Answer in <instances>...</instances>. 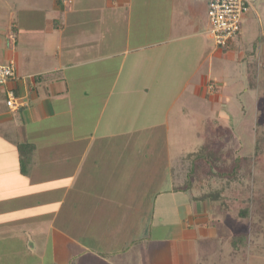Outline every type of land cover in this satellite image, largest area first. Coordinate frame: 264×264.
<instances>
[{"label":"crops","instance_id":"crops-1","mask_svg":"<svg viewBox=\"0 0 264 264\" xmlns=\"http://www.w3.org/2000/svg\"><path fill=\"white\" fill-rule=\"evenodd\" d=\"M208 8L209 0L0 1V63L17 65L0 85V235L15 244L0 264H156L147 253L167 236L181 264H207L195 247L215 237L207 233L216 206L188 186L184 165L206 127L185 97L209 98L222 81L216 59L234 61L249 89L264 90V0H251L224 47ZM9 89L25 102L18 110L7 105ZM25 143L34 147L27 172ZM158 219L172 222L164 239ZM30 225L37 239L22 236Z\"/></svg>","mask_w":264,"mask_h":264},{"label":"rangeland","instance_id":"rangeland-1","mask_svg":"<svg viewBox=\"0 0 264 264\" xmlns=\"http://www.w3.org/2000/svg\"><path fill=\"white\" fill-rule=\"evenodd\" d=\"M215 66V72L218 75L220 73L222 81L218 82L215 78L219 85L211 86L209 98L191 96L185 97V100L189 103L191 111L199 114L201 129L206 127V148L222 149L218 167L230 169L237 157L241 159L242 167L236 176L224 178L218 175V170L208 173L210 176H207L205 170L199 168L193 179V184L198 183L196 188L199 197L214 189L213 191L219 193V202L222 205H215L210 212V222L214 223V226H210L212 230L207 234H215V237L211 242L195 245V248L200 255L206 256L207 264H264V142L258 144L264 125V90L262 86H257L258 84H255L256 90L249 89L247 77L240 73L239 66L234 61L216 59ZM191 142L192 156L193 152L200 150L204 140L201 137L192 139ZM186 162L191 165L190 158H187L184 165H187ZM206 171L208 172V168ZM206 178L208 181H204ZM244 207L247 216L240 213V210H245ZM171 224L168 219L157 220V235L160 239L165 238L164 232L170 229ZM178 232L175 229V233ZM36 235L37 231L32 225L27 233H22V236L28 239H37ZM169 239L171 238L167 236L163 242L157 243L154 252L147 253L148 263L150 260L156 264L183 263L176 242ZM12 243L5 241L4 235H0L2 259L9 255L10 247L15 245ZM212 246L215 247V252ZM236 250L238 255H234ZM199 254H196V257ZM190 256V259H196L195 255ZM14 257L19 258L20 255ZM11 258L13 259L9 257V260Z\"/></svg>","mask_w":264,"mask_h":264},{"label":"built area","instance_id":"built-area-1","mask_svg":"<svg viewBox=\"0 0 264 264\" xmlns=\"http://www.w3.org/2000/svg\"><path fill=\"white\" fill-rule=\"evenodd\" d=\"M250 5L251 0H209L208 17L216 45L224 47L240 33L243 15ZM16 77L17 65L14 60L0 63V85H7ZM7 97V105L12 110H18L25 105L12 89L7 91Z\"/></svg>","mask_w":264,"mask_h":264},{"label":"trees","instance_id":"trees-1","mask_svg":"<svg viewBox=\"0 0 264 264\" xmlns=\"http://www.w3.org/2000/svg\"><path fill=\"white\" fill-rule=\"evenodd\" d=\"M262 136L258 142V144H261L264 142V125L262 126ZM19 149L21 152V164H22V171L23 172H27L28 169V163H29V159L31 154L34 151V147L31 144L25 143V144H20L19 145ZM226 155V153L224 154ZM223 155V156H224ZM222 156V149L220 150H208L206 148L205 145H203L202 147H200V150L193 152L192 156L190 155V161H191V165L189 168V172H188V186L190 187L191 185H195L197 186V184H193V179L195 178L199 168H203V170H205V172L207 173H215L216 170H218V175L221 177H233L236 176V174L240 171L241 167H242V162L241 159H239L238 157L236 158L234 165L230 168V169H222L220 166L218 167V161H219V157ZM208 168V172L206 171ZM199 180L201 181L202 178L201 176H199ZM204 181H208V179H204ZM187 186V184H186ZM214 190V189H213ZM211 190V192L204 194L203 196H201L202 198H209L214 205H222L221 202H219L220 200V196L219 193L217 191H213ZM245 210H240V213L243 214V216H247L246 213V208L244 207ZM242 216V215H241ZM237 240H235L236 243Z\"/></svg>","mask_w":264,"mask_h":264}]
</instances>
